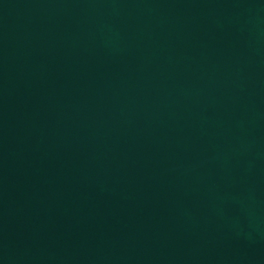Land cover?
I'll use <instances>...</instances> for the list:
<instances>
[{"label":"water","instance_id":"95a60500","mask_svg":"<svg viewBox=\"0 0 264 264\" xmlns=\"http://www.w3.org/2000/svg\"><path fill=\"white\" fill-rule=\"evenodd\" d=\"M0 264H264V0H0Z\"/></svg>","mask_w":264,"mask_h":264}]
</instances>
